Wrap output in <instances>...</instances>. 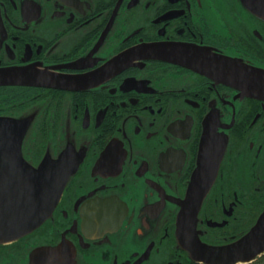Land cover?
<instances>
[{"label": "flooded vegetation", "instance_id": "flooded-vegetation-1", "mask_svg": "<svg viewBox=\"0 0 264 264\" xmlns=\"http://www.w3.org/2000/svg\"><path fill=\"white\" fill-rule=\"evenodd\" d=\"M227 60L264 69V0H0V119L27 121L30 165L75 168L38 227L0 242V264H208L175 233L207 125L226 146L193 237L248 232L264 100L222 78ZM14 168L0 144V182ZM254 263L264 252L235 264Z\"/></svg>", "mask_w": 264, "mask_h": 264}, {"label": "water", "instance_id": "water-1", "mask_svg": "<svg viewBox=\"0 0 264 264\" xmlns=\"http://www.w3.org/2000/svg\"><path fill=\"white\" fill-rule=\"evenodd\" d=\"M188 61L202 68L199 61L191 58ZM227 61L229 69H223L220 73L222 78L234 82L229 84L236 86L243 95L264 100V69L234 60ZM27 128L26 120L0 119V144L10 147L15 166L14 181L7 182L5 172V179L0 182V242L17 239L38 227L51 214L67 176L75 170L70 168L71 172L63 173L59 167L27 163L20 153ZM222 137H213L208 125L205 127L186 194L177 200V240L182 247L191 251L193 259L208 264H235L237 261H249L264 252V206L248 232L235 242L214 246L202 244L196 235L193 237L198 211L214 183L226 146V138ZM195 251H198L197 255Z\"/></svg>", "mask_w": 264, "mask_h": 264}, {"label": "rangeland", "instance_id": "rangeland-1", "mask_svg": "<svg viewBox=\"0 0 264 264\" xmlns=\"http://www.w3.org/2000/svg\"><path fill=\"white\" fill-rule=\"evenodd\" d=\"M254 264H257V263H254Z\"/></svg>", "mask_w": 264, "mask_h": 264}]
</instances>
